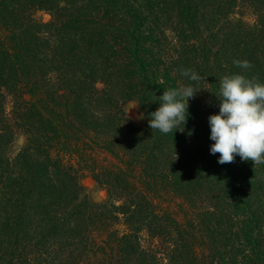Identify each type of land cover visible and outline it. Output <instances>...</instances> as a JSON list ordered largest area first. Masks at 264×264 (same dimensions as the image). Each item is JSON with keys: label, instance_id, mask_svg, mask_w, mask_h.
Wrapping results in <instances>:
<instances>
[{"label": "trees", "instance_id": "1", "mask_svg": "<svg viewBox=\"0 0 264 264\" xmlns=\"http://www.w3.org/2000/svg\"><path fill=\"white\" fill-rule=\"evenodd\" d=\"M246 1L263 9L239 41L198 37L227 17L222 0H177L165 17L152 0H0V264H264L263 182L218 163L199 104L184 132L149 127L183 67L211 79L220 42L225 73L248 60L264 83V1ZM86 172L107 201L87 196Z\"/></svg>", "mask_w": 264, "mask_h": 264}, {"label": "clouds", "instance_id": "2", "mask_svg": "<svg viewBox=\"0 0 264 264\" xmlns=\"http://www.w3.org/2000/svg\"><path fill=\"white\" fill-rule=\"evenodd\" d=\"M233 63L243 69L252 67L248 60L236 59ZM181 75L193 82L205 79L192 69H181ZM198 92L192 84L165 90L159 96V107L149 114V127L162 134L174 129L175 133L184 132L190 116L189 101ZM216 97L219 112L208 118L210 139L214 141L210 153L220 154L221 165L234 162L236 156L254 165L264 164V83L242 74L226 75L220 80ZM193 134L194 130L188 132L189 136Z\"/></svg>", "mask_w": 264, "mask_h": 264}, {"label": "rangeland", "instance_id": "3", "mask_svg": "<svg viewBox=\"0 0 264 264\" xmlns=\"http://www.w3.org/2000/svg\"><path fill=\"white\" fill-rule=\"evenodd\" d=\"M264 1V0H263ZM159 2V3H158ZM158 2L152 0V4L149 5L153 10L155 14L162 15L165 17L164 14L170 13V11L174 10V2H177V0H158ZM222 2H226L227 5L225 6L224 11L222 12V15L230 13V16L227 14V17L221 21V24L219 26H213L208 25L206 28L203 29V33L200 32L198 37L200 40L209 39V34L211 32H208V30L211 31H218L220 33H223V36L225 38L232 36L234 39H237L241 41L248 40L249 33H253L252 31H255V25L257 21V15L256 11L260 13L261 9H263L261 1L259 5L257 6L255 4V7L253 4H248L246 0H222ZM227 9V10H226ZM256 9V10H255ZM39 18H41L44 21H50L52 16L51 14L42 11L39 12ZM222 25V26H221ZM213 29V30H212ZM257 33V32H255ZM253 39V38H252ZM229 48L225 46L222 42H220L218 49L216 48L212 54L216 53V55H212L211 58V65L213 64V72L211 74V79L205 78L202 81L199 82H193L190 81L188 78L181 75V72L179 71V85L182 84H192L199 92L196 94L195 98L190 99L189 106H195L199 104V108L197 107V110H202L204 113H206V117L209 118L212 114H217L219 112V99L216 97L219 94V88H220V80L226 76V75H233V74H242L245 77H247L248 71L244 73L243 69L242 71H238L235 73L226 72L223 70L226 67L227 58H228V51ZM201 61V60H198ZM196 63V62H195ZM194 63V64H195ZM205 65L204 62L200 63V66ZM184 69V67H183ZM197 69V68H196ZM205 77V76H203ZM250 79V77H247ZM218 79V80H217ZM217 85V87H216ZM101 84H98V87H101ZM125 111L127 115L130 117V119L133 121V123L138 127H144L147 124L146 116L143 113V109L140 105V103L137 100H130L125 103ZM24 143V137H20L16 141L15 150L20 149V147ZM14 150V149H13ZM16 152V151H15ZM13 153V152H11ZM240 159V157L236 156V159ZM240 164L245 167V171L248 173V181L254 178H258V181H262L263 184L258 186L259 192L262 195V192H264V164L261 165H254L252 161H242L240 159ZM260 183V182H259ZM84 191L87 194V196L93 200L96 203H103L107 201L108 194L104 187H102L99 183L95 181V179L90 175V173L86 172L85 175L82 177V182ZM246 192L250 193V196H254V194H257L256 192H252L251 188L247 187L245 189ZM264 196V195H263ZM170 201L172 202L171 206L173 209H179L181 207L182 200L179 198L171 197ZM186 206V205H185ZM184 206V207H185ZM262 213H264L262 211ZM123 229V227H120Z\"/></svg>", "mask_w": 264, "mask_h": 264}]
</instances>
